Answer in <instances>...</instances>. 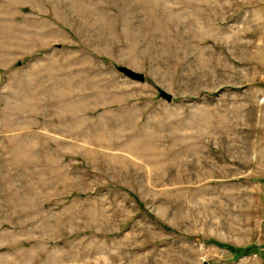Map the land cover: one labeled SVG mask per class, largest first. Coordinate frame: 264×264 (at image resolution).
I'll return each instance as SVG.
<instances>
[{"label": "rangeland", "instance_id": "rangeland-1", "mask_svg": "<svg viewBox=\"0 0 264 264\" xmlns=\"http://www.w3.org/2000/svg\"><path fill=\"white\" fill-rule=\"evenodd\" d=\"M0 264H264V0H0Z\"/></svg>", "mask_w": 264, "mask_h": 264}, {"label": "water", "instance_id": "water-1", "mask_svg": "<svg viewBox=\"0 0 264 264\" xmlns=\"http://www.w3.org/2000/svg\"><path fill=\"white\" fill-rule=\"evenodd\" d=\"M118 71L122 74H124L129 79L139 82V83H145V76L142 74H138L128 68L120 67L118 68ZM161 97L165 99L168 103H172L173 96L167 94L166 92L160 91Z\"/></svg>", "mask_w": 264, "mask_h": 264}, {"label": "trees", "instance_id": "trees-1", "mask_svg": "<svg viewBox=\"0 0 264 264\" xmlns=\"http://www.w3.org/2000/svg\"><path fill=\"white\" fill-rule=\"evenodd\" d=\"M229 250H231L230 248H229ZM233 250H231V252H232ZM234 253V252H233ZM237 253V252H236ZM242 254H244V255H246V256H249V254L251 253V251L250 250H247V251H243V252H241Z\"/></svg>", "mask_w": 264, "mask_h": 264}]
</instances>
